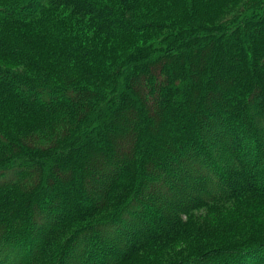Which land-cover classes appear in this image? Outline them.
<instances>
[{
  "label": "trees",
  "instance_id": "trees-1",
  "mask_svg": "<svg viewBox=\"0 0 264 264\" xmlns=\"http://www.w3.org/2000/svg\"><path fill=\"white\" fill-rule=\"evenodd\" d=\"M152 30L170 36L104 66ZM163 246L264 253V0H0V264Z\"/></svg>",
  "mask_w": 264,
  "mask_h": 264
},
{
  "label": "rangeland",
  "instance_id": "rangeland-1",
  "mask_svg": "<svg viewBox=\"0 0 264 264\" xmlns=\"http://www.w3.org/2000/svg\"><path fill=\"white\" fill-rule=\"evenodd\" d=\"M232 16V13H228V15L225 16H218V17H212L209 21L212 23V25L217 26L220 23H222L224 20ZM72 26H77L76 28L78 29V26L80 28V25L77 24H71ZM81 29V28H80ZM170 36V31L168 30H152L148 32H143L140 34H134L132 35V39L130 40H124L121 42L118 41H110L109 45L110 48H115L118 47L119 49L115 52V57L119 59H114L109 60V59H104V66L108 67L112 63H121V61L124 58L131 57V55L137 53L141 49H145L150 47L152 43L161 41L166 39L167 37ZM96 41L99 43L103 42V39L96 38ZM105 42V41H104ZM119 61V62H118ZM122 64V63H121ZM206 215H203L205 218L212 217L211 213H205ZM206 219V218H205ZM195 239H193L190 244L189 248L193 247L192 249H196L198 245L201 243V241H204L203 239L199 238V236H195ZM239 240V237H230L226 234H222L218 236L216 239L213 241L220 242L219 245H222V243H230V242H235ZM180 250V247L176 246L175 248H170L169 246H163L161 248L155 249L152 248L151 250H145L140 252L137 257L135 258V261H129L126 264H171L174 260L180 259L182 255H184V251H178ZM183 253V254H179ZM259 256H256L258 255ZM253 256V259L249 258L248 262L252 264V262L255 261H260L259 263L264 264V253H258ZM224 264V263H220Z\"/></svg>",
  "mask_w": 264,
  "mask_h": 264
}]
</instances>
